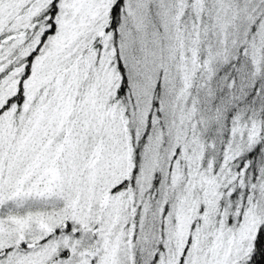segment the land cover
Segmentation results:
<instances>
[{"label": "snow or ice", "instance_id": "6c2138e0", "mask_svg": "<svg viewBox=\"0 0 264 264\" xmlns=\"http://www.w3.org/2000/svg\"><path fill=\"white\" fill-rule=\"evenodd\" d=\"M0 264H264V0H0Z\"/></svg>", "mask_w": 264, "mask_h": 264}]
</instances>
